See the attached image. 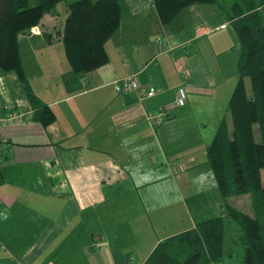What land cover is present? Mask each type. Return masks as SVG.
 <instances>
[{
    "label": "crops",
    "instance_id": "1",
    "mask_svg": "<svg viewBox=\"0 0 264 264\" xmlns=\"http://www.w3.org/2000/svg\"><path fill=\"white\" fill-rule=\"evenodd\" d=\"M60 4L18 36L24 76L54 122H36L17 76L0 70V114L31 115L0 125V264H143L159 242L228 215L207 148L236 87L237 38L215 5L164 26L153 0H124L108 62L77 74L49 36L66 18ZM132 74L143 90L117 93L113 83ZM178 89L186 103L154 127L151 116ZM166 202L191 215L190 228L167 232L179 215L169 225L154 214Z\"/></svg>",
    "mask_w": 264,
    "mask_h": 264
},
{
    "label": "trees",
    "instance_id": "2",
    "mask_svg": "<svg viewBox=\"0 0 264 264\" xmlns=\"http://www.w3.org/2000/svg\"><path fill=\"white\" fill-rule=\"evenodd\" d=\"M226 9L237 38V83L228 112L232 132L224 121L207 148L220 197L257 194L264 213V0H230ZM66 5L62 28L49 36L60 40L71 69L77 74L108 62L105 45L117 32L124 0H0V70L13 72L29 102L33 119L46 127L53 112L41 105L24 76L18 35L39 25L58 4ZM219 0H153L162 25L172 24L186 8L216 5ZM248 79L250 88L246 87ZM228 215L198 223L194 228L159 242L143 264H215L224 256L226 233L234 224L242 248L237 264H264V223L228 206Z\"/></svg>",
    "mask_w": 264,
    "mask_h": 264
},
{
    "label": "rangeland",
    "instance_id": "3",
    "mask_svg": "<svg viewBox=\"0 0 264 264\" xmlns=\"http://www.w3.org/2000/svg\"><path fill=\"white\" fill-rule=\"evenodd\" d=\"M230 5H231L230 0H219V3L216 4L214 7H218L217 9L223 15V14H226L225 11ZM61 9H63L62 4L58 5L56 7L55 11H57V12H59V14H61V12H60ZM232 50H233L232 52H233L234 58H235V56L237 58L238 46H237L236 42L234 43ZM246 87L249 90L250 84H249L248 79H246ZM224 125L226 127V131L228 133H231L233 128H232V120H231L230 112H228L226 115ZM262 181L264 184V172H262ZM207 198L209 200V197H207ZM163 199L164 198H162V200ZM168 199L172 200L169 196L166 195L164 201H166ZM157 202L160 203L161 202L160 199ZM170 203H173V201ZM227 203L229 204V206L231 208L236 209V210H238V211L242 212L243 214H246L250 217L256 216L257 218L262 220L264 223V213L261 210V206H260L261 204L259 202V196L257 194H246V195L239 196V197L238 196L237 197H231V198H229ZM183 204H184V207L186 208V210H188L191 206L190 204L187 203V201H185ZM160 207H161L160 210H154V214L157 213V215H166L164 217V219L169 223V225L171 222L170 215H174L173 210L175 208L177 209L176 215H179V219H178L179 224L176 227H174L172 225L173 228L171 230L169 229V227H167L168 233L176 232L177 230H185L186 228L191 227V225H190L191 215L186 216L184 210L183 211L179 210L178 206L172 205V204H169V202H166V203H162ZM178 213H180V214H178ZM217 216L218 215H216V217ZM207 218H209V217H207ZM193 219H194V217H193ZM195 220H197V217ZM196 222H201V221H196ZM238 236H239V234H238L237 228L234 224H232V226L229 228L228 232L226 233L225 245H224V256L222 257V259L219 262H217L215 264H237L241 261L242 248H241L240 243L238 241Z\"/></svg>",
    "mask_w": 264,
    "mask_h": 264
},
{
    "label": "built area",
    "instance_id": "4",
    "mask_svg": "<svg viewBox=\"0 0 264 264\" xmlns=\"http://www.w3.org/2000/svg\"><path fill=\"white\" fill-rule=\"evenodd\" d=\"M39 29H40L39 25H37L33 28H30L29 30L31 32L33 30L38 31ZM25 34H27V30L20 33L18 36ZM156 43L160 44L161 40L158 39ZM113 86H114V90L117 93H121V94L143 90L135 74L128 75L119 82H114ZM154 95H155V91L152 88H150L144 91L143 98L151 99L152 97H154ZM186 98L187 97L185 91L183 89H178L176 91V96L173 101V104L161 106L160 108H158L156 113L153 116H151L150 120L152 125L154 127L160 126L165 120L169 119L171 115V108L183 106L186 103ZM30 117H31L30 112L29 113L6 112L4 114H0V125L3 123L20 121L23 120V118H30ZM6 142H7L6 139L0 137L1 144Z\"/></svg>",
    "mask_w": 264,
    "mask_h": 264
}]
</instances>
